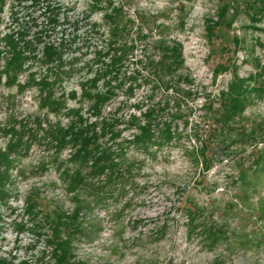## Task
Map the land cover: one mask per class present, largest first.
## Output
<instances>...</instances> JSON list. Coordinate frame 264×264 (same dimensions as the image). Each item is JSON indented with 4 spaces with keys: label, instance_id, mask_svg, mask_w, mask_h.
<instances>
[{
    "label": "rangeland",
    "instance_id": "obj_1",
    "mask_svg": "<svg viewBox=\"0 0 264 264\" xmlns=\"http://www.w3.org/2000/svg\"><path fill=\"white\" fill-rule=\"evenodd\" d=\"M114 32L120 34L113 38ZM6 38L37 48L40 58L47 44L57 48L60 68L42 69L59 76L67 108H82L88 122L93 119L82 88L111 90L102 116L118 120L121 135L103 137L101 144L132 139L137 132L128 127L129 116L159 102V91L150 92L141 70L147 58H158L153 47L161 40L181 45L180 74L189 82L185 91L194 95L177 121L180 138L148 151L125 146L132 164L128 178L103 186L107 193L99 205L91 204L92 218L81 210L80 231L71 234L48 218L58 209L70 217L77 204L93 202L91 195H81V182L79 194L60 177L62 167H74L75 150H57L48 132L58 118L39 108L36 89L19 94L2 80L0 152L13 143V130L31 141L27 152L12 155L18 160L5 183L9 195L0 203V264H67L69 253L72 262L85 264H264V0H5L0 39ZM118 41L135 46L118 70L124 85L113 80L107 86L109 77L86 84L102 64L111 65L109 43ZM25 68L21 83L39 66L28 61ZM129 86L132 93L125 91ZM233 89L246 99L242 115L223 124L232 127L226 134L214 135L221 110L228 111L220 99L228 105ZM67 124L62 118L64 129ZM192 129L202 134L199 139ZM201 144L209 167L200 164ZM67 230L75 237L69 253L59 241Z\"/></svg>",
    "mask_w": 264,
    "mask_h": 264
},
{
    "label": "trees",
    "instance_id": "obj_2",
    "mask_svg": "<svg viewBox=\"0 0 264 264\" xmlns=\"http://www.w3.org/2000/svg\"><path fill=\"white\" fill-rule=\"evenodd\" d=\"M107 1L109 3V0ZM4 3L5 0H0V13ZM117 18L118 17H115V19ZM55 22H57V20L54 16V23ZM164 30H166V28H163V31ZM118 34H120V32H114L112 37L116 38ZM161 41L162 42H159L157 47H153L158 52V58H147L148 62L144 64L141 70L146 71V76H144V78L147 80L146 83H149L150 92L159 91L161 96L159 102L157 104L153 103L151 107H148L144 112H140L139 106L135 107L140 114L131 115L128 120V127L135 129L137 132L136 135L132 136V139L126 141L121 140L115 144H101L100 141L103 137H109L115 140L121 135V131L118 130V120L102 116L103 107L111 99V90L107 89L108 91L102 94V92L99 91L92 93L86 85L82 88V98L90 103L86 112L90 115V119H93L92 122H88V119H84L82 116V108H67L64 96L65 93L62 92L63 90L61 88L63 81L58 78L59 76H55L50 68H45V70H43L44 68L42 69V67H50L54 64L57 68H60L61 62L58 56L59 53L55 46L47 44L46 52L48 53L46 55L43 54V58H40L38 57V52L35 51L37 48H35L34 51L28 50L9 38L0 39V44L1 42L4 43V48L2 44L0 45V59L7 56L6 61H4V66L0 69V86L3 80L5 86L16 87L19 94L26 88H34L38 91L40 96L39 108L47 109L53 117L58 118L56 121L57 123L50 126L48 132L51 140L56 143L57 150L62 151V147H71L75 150L70 158V162L74 164V167H72L71 172H69L67 166H61L62 172L60 177L62 176L61 178L66 181V184L71 185V188H75L79 194L80 190H77V185L81 182L84 186L81 195L83 197L91 195L93 199V202H86L85 205L77 204L78 207L75 209V213L71 214L70 217L58 209L53 212L52 217L48 218L50 224L54 221L53 225L58 223V225L64 226L65 229L69 228L71 234L76 231L79 233L81 224L78 222V217L82 214L80 211H86V216L88 215L87 217L91 219L92 215L90 216L91 213L88 212H92L93 206L99 205V202L103 199L102 195H106L107 193L103 190V186L126 180L125 178L130 171H132V164L126 159L125 146L132 145L137 149L148 151V149L152 147L161 148L180 138L181 134L178 132L179 127L177 121L185 117V111L182 107L185 101L187 102V99H190L194 94L189 90L185 91L189 86H184L183 84H188L189 82L186 76L180 74L183 67L181 45L176 41ZM43 43L45 44L44 41ZM128 43L129 42L120 41L109 43L111 51L113 52L111 65L102 64V67L96 72V78L89 80V82L87 81L86 84L92 83L95 86L98 79L109 77L108 82H106L107 86L111 85L113 80L115 84H117V87L121 85L120 83L124 85V77L122 76L124 73H122V71L118 72V70L122 65L123 59H128L135 49L134 45L129 46ZM47 59L49 62L46 61ZM28 61L37 63L39 68H36V71L28 74L26 81L21 83L22 81H20L19 78L26 73L27 70L25 65ZM141 62L142 61H138V63ZM42 70L43 72L41 74ZM73 71L74 70L71 69V72L69 71L67 74L66 72H62V76L66 74V78L72 74ZM43 73L45 74L43 75ZM48 73H51V75H48ZM117 75L122 76V79L120 78L121 80H119V76ZM51 76L54 77V80ZM127 79L130 81L134 80L133 78H126V80ZM182 87H184V90ZM58 91L61 93L57 96ZM125 91L126 93H132L133 88L129 86ZM238 93L236 89L230 91L231 96H236ZM235 96L229 100L228 105H224L223 99H220V101L223 102H220L222 109L225 106L228 107L227 112L226 109L225 111L221 110V117H219L218 122H222V125L227 122H231L230 124H232L235 122L236 118H240L242 115L244 106L242 101H246V99ZM71 98L75 99L74 93L71 94ZM186 108L187 105L185 109ZM62 118H66L68 121L65 129L62 126ZM230 124L227 126L221 125L219 130L214 127L213 134L220 135L223 131H225L226 134L227 130H231L232 128ZM191 132V135H193L195 139H199L202 135L199 130L194 131V129H192ZM11 133H13V143L9 142L5 151L0 152V203H4L5 196L9 195L7 194L8 189L5 183L10 179L9 170L18 160L17 158H12V155L16 154L17 151L21 153L27 152L29 149L28 144L31 141L24 140V132L22 131L16 132L13 130V132H9V134ZM202 133L203 136H205L204 130ZM3 134L6 135L7 132L3 131ZM235 134L239 137L241 136L237 133V130L234 135ZM206 137L208 139L210 135ZM205 150V145L201 144L198 151L201 159L200 164L204 167H209V161L204 153ZM51 162L53 164H58L56 159H53ZM260 171H262V169ZM243 174L244 173L241 172L240 175L243 176ZM130 179H132V177ZM92 203H94L93 206L91 205ZM66 217L71 218V220H69L70 222H67ZM67 233V238L64 240L60 239L59 241L62 245L61 248H63V252L69 253L73 250L72 242L75 237H73V235L70 236L68 230ZM66 260H68L67 264H85L81 261L72 262V255L70 256V253Z\"/></svg>",
    "mask_w": 264,
    "mask_h": 264
}]
</instances>
